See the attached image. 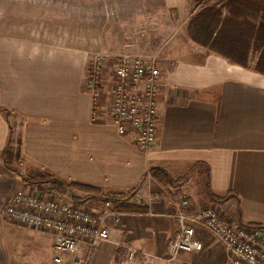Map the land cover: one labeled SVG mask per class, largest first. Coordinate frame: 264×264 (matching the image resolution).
Instances as JSON below:
<instances>
[{
  "label": "crops",
  "instance_id": "crops-1",
  "mask_svg": "<svg viewBox=\"0 0 264 264\" xmlns=\"http://www.w3.org/2000/svg\"><path fill=\"white\" fill-rule=\"evenodd\" d=\"M92 1L0 0V207L24 186L23 174L89 185L101 195L134 196L107 209L101 196L73 191L76 203L104 213L110 233L87 264H162L178 211L191 215L214 204L228 221L264 225V73L185 35L169 50L149 46L161 69L160 116L157 143L142 153L132 133L119 135L107 118L92 117L91 93L83 86L88 61L115 52L111 43L123 41L107 28L112 0L89 8ZM189 2L150 0L139 8L136 24L144 26L143 34L159 29L160 41H168L169 16L178 23L187 19ZM17 139L19 159L8 167L1 153ZM151 168L181 182L162 185ZM119 204L145 210L125 212L115 208ZM112 210L120 213L118 222ZM195 237L202 249L181 252L178 261L228 264L208 230L197 226ZM126 244L142 252L138 261L125 259ZM84 254L65 255L62 264H75ZM51 257L50 233L0 217V264H46Z\"/></svg>",
  "mask_w": 264,
  "mask_h": 264
},
{
  "label": "built area",
  "instance_id": "built-area-1",
  "mask_svg": "<svg viewBox=\"0 0 264 264\" xmlns=\"http://www.w3.org/2000/svg\"><path fill=\"white\" fill-rule=\"evenodd\" d=\"M104 54H95L88 61L83 86L91 93L92 117L107 118L119 135L133 134V141L142 153L152 150L157 143V124L160 116L158 92L161 87V69L157 58L121 55L114 66L110 94L104 100ZM43 184H42V183ZM28 182L14 189L0 207V217L15 225L47 232L52 236V257L46 264H62L65 255L85 254L74 259L75 264H87L97 243L109 239L104 213L94 211L88 204H77L56 195L58 180ZM42 184V187H40ZM46 186V187H45ZM59 190V189H57ZM60 191V190H59ZM134 196L105 200L112 209L115 203L128 202ZM135 199V198H134ZM185 203L186 195L180 196ZM113 212V210H112ZM116 222L120 213L114 211ZM175 233L166 245L165 259L178 261L181 252L200 251L202 243L195 237V229L208 230L224 247L228 264H264V225H248L221 217L217 205H207L189 215L178 211L173 215ZM125 259L138 261L142 252L132 245H124ZM21 264H35L24 262ZM178 264H191L179 260Z\"/></svg>",
  "mask_w": 264,
  "mask_h": 264
},
{
  "label": "trees",
  "instance_id": "trees-1",
  "mask_svg": "<svg viewBox=\"0 0 264 264\" xmlns=\"http://www.w3.org/2000/svg\"><path fill=\"white\" fill-rule=\"evenodd\" d=\"M196 1L206 2V0ZM205 2L188 20L186 32L190 39L201 47L220 54L229 62L245 67H249V52L260 49L252 69L264 73V0H217L209 4ZM9 141L11 143L10 139ZM19 143L17 139L14 147L8 145L2 151L1 158L6 166L12 167L13 163L19 159ZM150 174L165 186H175L181 182V180L170 179L165 173L155 168L150 169ZM55 187L60 191L69 190L72 197L74 190L101 196L112 202L127 196L124 193L101 195L95 187L77 183L66 184L62 181H58ZM115 208L125 212L145 210L133 204H119Z\"/></svg>",
  "mask_w": 264,
  "mask_h": 264
},
{
  "label": "rangeland",
  "instance_id": "rangeland-1",
  "mask_svg": "<svg viewBox=\"0 0 264 264\" xmlns=\"http://www.w3.org/2000/svg\"><path fill=\"white\" fill-rule=\"evenodd\" d=\"M150 0H112L110 2V8L105 10V16L106 18L110 19V26L107 27L110 34L113 36V39L116 40L119 38H123V41H119L118 43H111L112 47L115 49V52H102L100 54H104L106 56V61L104 62V71L102 73V78L104 80V85L101 87L104 92L103 99L107 98L108 95L110 94L111 87H112V77H113V70L115 63L117 59L121 55H133V56H139L143 58H152L155 54L150 53L149 46H160V47H165L164 49H172L174 45H176V42L180 38H184V35L187 36L188 38L189 35L186 32V26L188 23V20L190 16L198 9V7L205 1H200L197 2L196 0H190V5H189V10L188 14L189 16L187 19H184V21H181L180 23L176 22L173 19L172 14L169 16V25H168V41H160V38L162 35L160 34V30L158 27L157 33H155L152 29L153 32H146L150 33L148 34L144 33L143 34V28L144 26H137L136 22L138 21V18L141 16H137V12H139V8L143 7L145 3H149ZM217 0H206L205 4L209 3H214ZM102 2H105L104 0H94L91 3L89 2V8L91 6H96L101 4ZM109 3V2H108ZM100 6V5H99ZM226 12V10H225ZM138 34V35H135ZM152 33V34H151ZM137 36H139L140 39L145 38H153V41H148V40H137ZM111 38V37H110ZM112 39V38H111ZM171 39V40H170ZM114 42V41H113ZM189 42V41H187ZM194 42V41H193ZM198 45V44H197ZM201 47L200 45H198ZM162 47V48H163ZM183 47H187V45H183ZM194 47H197L196 45ZM205 50H208L205 47H202ZM204 51V50H202ZM148 52V53H146ZM260 49L259 50H251L249 52V57H248V66L252 68L254 66V63L259 56ZM155 58V57H154ZM156 59V58H155ZM90 60V59H89ZM88 66V64H87ZM87 68L85 70V74L87 73ZM84 74V77H85ZM104 99V100H105ZM10 116V113H9ZM11 119H13V116L11 115ZM11 123L15 125V120H11ZM17 128H14V135H17ZM48 175H41L38 178L30 175V174H23L22 179L25 181V183L28 182H34V181H44ZM42 183V182H41ZM43 184V183H42ZM42 184L40 187H42ZM25 185V184H24ZM46 187V186H45ZM56 195L59 196H64L68 200L75 201L77 200L76 196H71L69 193H65L62 191H59L57 189H54ZM78 204V203H77ZM82 204V203H81ZM8 224H13L9 221H5ZM175 262L177 261H168L165 259L162 264H176Z\"/></svg>",
  "mask_w": 264,
  "mask_h": 264
}]
</instances>
